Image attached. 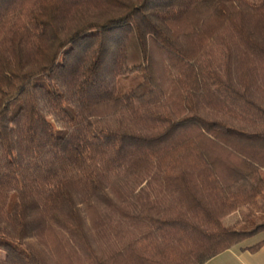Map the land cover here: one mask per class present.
<instances>
[{
  "label": "trees",
  "instance_id": "1",
  "mask_svg": "<svg viewBox=\"0 0 264 264\" xmlns=\"http://www.w3.org/2000/svg\"><path fill=\"white\" fill-rule=\"evenodd\" d=\"M240 210L264 217V0H0V264H205L264 233Z\"/></svg>",
  "mask_w": 264,
  "mask_h": 264
},
{
  "label": "rangeland",
  "instance_id": "2",
  "mask_svg": "<svg viewBox=\"0 0 264 264\" xmlns=\"http://www.w3.org/2000/svg\"><path fill=\"white\" fill-rule=\"evenodd\" d=\"M140 78L141 77L139 73H133L119 77L117 81L116 94L121 96L124 93L129 92L140 81ZM262 221H264L263 216H256L252 219H246L245 210H240L236 214H233L232 216L225 219L223 221V225L226 227L235 225L237 229L249 231ZM263 238L264 233H261L235 246L236 248L239 246H252ZM0 256H3L1 252Z\"/></svg>",
  "mask_w": 264,
  "mask_h": 264
},
{
  "label": "crops",
  "instance_id": "3",
  "mask_svg": "<svg viewBox=\"0 0 264 264\" xmlns=\"http://www.w3.org/2000/svg\"><path fill=\"white\" fill-rule=\"evenodd\" d=\"M247 247L234 246L205 264H264V246L255 253L243 251Z\"/></svg>",
  "mask_w": 264,
  "mask_h": 264
}]
</instances>
